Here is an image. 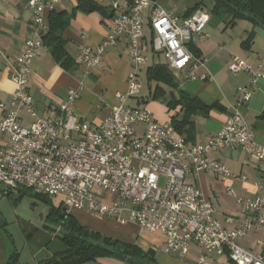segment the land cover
Wrapping results in <instances>:
<instances>
[{"label": "built area", "instance_id": "2783aa9c", "mask_svg": "<svg viewBox=\"0 0 264 264\" xmlns=\"http://www.w3.org/2000/svg\"><path fill=\"white\" fill-rule=\"evenodd\" d=\"M59 1L29 0L35 33L14 61L11 78L17 89L11 101H0V199L27 190L61 199L66 211H85L121 224L133 222L146 232L162 234L166 251L180 258L196 245L205 254H227L234 264H264L261 254L239 245L250 231L264 229V181L256 183L260 194L247 203L251 213L232 230L216 219V209L191 183L196 172L235 177L209 157L213 152L241 149L257 162L264 160V147L255 141L242 114L264 77L261 71L238 57L231 60V73L250 75L249 83L237 91L233 115L208 142L189 144L171 123L158 122L149 108L133 107L129 101L141 96L140 74L149 62V53L164 55L168 68L183 73L185 81L198 78L197 70L205 67V60L194 48L209 37V13L198 8L180 23L158 0H122V5L116 0L110 33L97 48L82 45L80 63L86 74L102 67L104 55L124 37L131 62L127 92L116 94L117 105L99 126L85 122L75 110L83 85L68 91L57 112L41 116L28 91V81L33 60L44 47L45 12ZM151 6L148 39L145 13ZM23 115L29 117V125ZM205 259L203 255L199 264Z\"/></svg>", "mask_w": 264, "mask_h": 264}, {"label": "crops", "instance_id": "0c3cea01", "mask_svg": "<svg viewBox=\"0 0 264 264\" xmlns=\"http://www.w3.org/2000/svg\"><path fill=\"white\" fill-rule=\"evenodd\" d=\"M80 1L82 0H62L45 12L47 30L44 36L49 31L51 12L68 17L69 24L61 36L75 65L66 70L55 61L46 46L42 47L31 66L28 91L34 98L38 113L41 116H50L58 111L70 89H77L83 85L75 110L85 122L99 126L110 115L111 106L117 105L116 94L127 92V78L131 71L129 48L127 40L121 37L104 55L102 67L90 69L89 74H86L84 66L80 63V48L82 45L97 48L111 31V18L98 12L87 14L78 11ZM92 1L108 8L109 15H114L113 4L116 0ZM118 2L120 5L123 3L122 0ZM202 3L205 6L201 8L207 12V4L211 5L210 10L215 6L214 0H158L159 6L176 16L180 23L191 17L194 9ZM153 8L151 6L145 13L144 34L148 39L151 36L150 19ZM209 16L210 21L206 27L209 37L203 42H197L194 48L205 60V67L197 70L198 78L185 81L183 73L171 71L167 62L154 63L155 56L149 53V62L142 68V73L146 68L147 74L148 68L154 64L165 65L173 74L176 87L158 83L153 91L150 86L147 100L142 97L145 88L143 85L141 96L129 101L133 107L149 108L158 122L172 124L174 118L182 120L185 116L182 105L175 106L182 96L198 99L205 109L192 112L190 119L193 122V129L187 128L183 134L176 130L183 138L187 135L186 141L192 145L204 144L221 131L233 115L238 89L249 83L248 73L233 74L228 70V65L234 57L246 61L254 70L261 71L264 75V29L250 19L234 20L231 14L218 15V22L212 24L213 16L211 14ZM226 18L231 20L226 23ZM35 29L29 0H0L1 102L9 103L17 89L11 78L14 61L23 54L26 42L34 36ZM204 75H211L212 79L202 80L201 77ZM157 87L158 99H154ZM242 114L254 133L255 141L264 147V77L257 82L253 97L250 103L242 108ZM23 117L24 123L29 125V117L27 115ZM209 157L225 165L235 177L226 179L212 171L196 172L191 177V183L199 188L216 209V219L226 229H235L238 223L245 221L251 213L247 203L260 194L256 183L264 181V160L257 162L241 149L221 150L210 153ZM243 177H246L247 181H244ZM230 191H233V194H230ZM20 196L18 193L0 199V214L5 219L4 225L0 227V264H5L15 252L20 255V264H43L65 252L66 247L60 240L58 230L49 228L47 220L43 223L42 230L21 216L17 215L14 219L9 217V207H5L2 202L11 201L16 206L23 199V196L19 199ZM59 201L63 206L61 199ZM12 210L16 211L13 208ZM68 214L92 231L136 245L146 252L153 251L157 264H199L203 255L206 256L203 264H234L227 254H205L196 245L191 246L186 257L180 258L166 251L165 238L162 234L146 232L133 222L121 224L115 219L97 217L80 210H70ZM228 218H232V222H229ZM12 227L20 232L19 242L23 250L17 245L10 230ZM239 245L246 251L264 257V229L250 231L239 240ZM87 264L122 263L113 259H102Z\"/></svg>", "mask_w": 264, "mask_h": 264}, {"label": "trees", "instance_id": "16d2710c", "mask_svg": "<svg viewBox=\"0 0 264 264\" xmlns=\"http://www.w3.org/2000/svg\"><path fill=\"white\" fill-rule=\"evenodd\" d=\"M214 1L215 6L211 10L214 14H231L234 20L249 19L246 15L250 14L264 24V0ZM201 6H205L204 3L198 5L194 11L201 8ZM77 10L87 14L98 12L103 16L113 17V15H109L108 8L92 0L80 1ZM49 23V31L43 38L44 46L51 51L58 64L66 70H69L75 65V62L69 56L66 50V43L61 36L62 31L69 24V19L64 14L53 11L49 15ZM194 51L198 54L197 50L194 49ZM147 76L150 81L176 87L174 76L165 65L154 64L150 66L147 70ZM153 98L158 99V87ZM178 104L182 105L185 116L182 120L174 118L172 125L180 134H183L187 128L193 129V122L190 119L191 114H193L192 112L204 110L205 107H203L198 99L186 96H182L180 101L175 103V106ZM20 194L24 196L25 192L20 191ZM34 196L39 200L52 204L49 197ZM46 220L48 222H55L61 228L62 232L58 234L62 244L66 247V251L45 261L43 264H87L102 259H113L122 264H157L153 251L146 252L136 245L128 244L92 231L82 225L74 216L68 214V211L63 206L59 208L51 207ZM5 264H20L19 253L15 252L12 254Z\"/></svg>", "mask_w": 264, "mask_h": 264}, {"label": "rangeland", "instance_id": "374dc122", "mask_svg": "<svg viewBox=\"0 0 264 264\" xmlns=\"http://www.w3.org/2000/svg\"><path fill=\"white\" fill-rule=\"evenodd\" d=\"M206 6L208 9V12H210L209 14H211L213 16L212 24L218 22V15L212 13L210 10L211 5L207 4ZM230 20H231V18H226L225 22L228 23ZM151 55L153 56L152 53H151ZM154 56H155L154 57V63H165L166 62L164 55L156 54ZM152 64H153V61L151 60L150 65H152ZM140 77H141V81H142L143 85L145 86V88L143 89V92H142V97L147 99L148 98V92L150 91L149 90L150 86L153 88V91H154L156 86L158 85V83L156 81H150L149 80V78L146 74V68H144L143 73L141 71ZM133 105H135V104H133ZM157 105H158V102H157ZM113 106L114 105H112L111 107H113ZM24 192H25V194H24L25 196H23V199L21 200V202H19L16 206L11 201H6V202L3 201L2 204H4L5 207H9V217L11 219H14L15 216H17V215L21 216L25 220H30L33 224L38 226V228L43 230V223L47 219V216L51 210V207L59 208L61 206L60 201L57 198H51L52 204H49V203H46L42 200L35 198V196L30 191L24 190ZM12 208L15 209L16 211L14 212L12 210ZM47 226L49 228H52L53 230H58L57 231L58 233L62 232L59 225L56 224L55 222L49 221V222H47ZM10 230L14 234L17 245L21 249L22 246L19 242L20 232L18 230L15 231L16 229H14V227H12ZM21 250H23V249H21ZM114 262H116V261H114ZM124 264H129V263H124Z\"/></svg>", "mask_w": 264, "mask_h": 264}, {"label": "water", "instance_id": "95a60500", "mask_svg": "<svg viewBox=\"0 0 264 264\" xmlns=\"http://www.w3.org/2000/svg\"><path fill=\"white\" fill-rule=\"evenodd\" d=\"M246 16L250 20L254 21L256 24H258L259 26H261L264 29V24L260 20L256 19L255 17H253L250 14H247ZM186 138H187V135H185L184 139H186ZM4 223H5V219L0 214V227H2L4 225Z\"/></svg>", "mask_w": 264, "mask_h": 264}]
</instances>
